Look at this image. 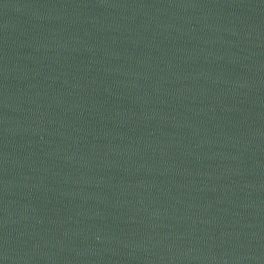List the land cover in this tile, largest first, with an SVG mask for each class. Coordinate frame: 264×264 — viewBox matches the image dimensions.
<instances>
[{
    "label": "water",
    "instance_id": "1",
    "mask_svg": "<svg viewBox=\"0 0 264 264\" xmlns=\"http://www.w3.org/2000/svg\"><path fill=\"white\" fill-rule=\"evenodd\" d=\"M0 264H264V0H0Z\"/></svg>",
    "mask_w": 264,
    "mask_h": 264
}]
</instances>
